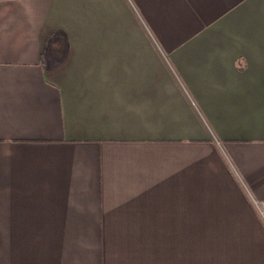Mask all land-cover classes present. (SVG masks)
Returning a JSON list of instances; mask_svg holds the SVG:
<instances>
[{
    "label": "crops",
    "instance_id": "obj_1",
    "mask_svg": "<svg viewBox=\"0 0 264 264\" xmlns=\"http://www.w3.org/2000/svg\"><path fill=\"white\" fill-rule=\"evenodd\" d=\"M264 0H0V264H264Z\"/></svg>",
    "mask_w": 264,
    "mask_h": 264
},
{
    "label": "built area",
    "instance_id": "obj_2",
    "mask_svg": "<svg viewBox=\"0 0 264 264\" xmlns=\"http://www.w3.org/2000/svg\"><path fill=\"white\" fill-rule=\"evenodd\" d=\"M262 207H264V204H262Z\"/></svg>",
    "mask_w": 264,
    "mask_h": 264
}]
</instances>
